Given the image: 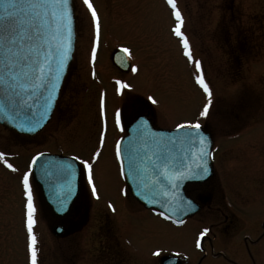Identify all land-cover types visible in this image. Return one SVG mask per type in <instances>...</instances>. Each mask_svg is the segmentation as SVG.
<instances>
[{
  "label": "rangeland",
  "instance_id": "rangeland-1",
  "mask_svg": "<svg viewBox=\"0 0 264 264\" xmlns=\"http://www.w3.org/2000/svg\"><path fill=\"white\" fill-rule=\"evenodd\" d=\"M72 1L76 18L72 65L51 121L42 132L17 138V143L0 126V152L17 169L11 172L0 163V264H28L20 179L28 171L32 157L43 151H59L90 160L98 150L100 154L92 166L98 198L92 196L85 179L92 196L87 198L90 217L87 222H81L83 227L78 232L55 239L46 225L49 216L36 203L29 176L34 196L37 264H52L53 256L63 253L61 247L66 241L72 246L87 237L89 245L91 213L96 206L108 214L119 213V220L115 221L131 231L126 235L127 245L131 250L143 246L146 255L173 253L186 256L188 261L195 260L200 255L195 246L197 232L207 228V236L215 235L219 239L217 229L210 226L212 221L205 213L173 227L148 211L134 212L136 206L126 193L112 152L113 142L123 135L112 115L120 108L121 123L124 122L129 117L128 103L149 106L154 125L160 128L198 121L211 136L217 196L223 192L225 196H233L235 202L240 193L244 196L255 193L258 199L248 213H243V218L253 214L261 217L264 214V0H177L192 55L201 61L202 73L213 94L209 112L202 118L199 111L205 98L194 83V66L187 63L170 32L174 22L164 0H91L99 20L94 62L91 61L94 39L91 16L82 0ZM121 47L129 49L130 69L124 73H119L109 60L111 52ZM133 66L136 72L132 71ZM117 80L130 86L121 89L119 95ZM101 93L106 127L100 120ZM148 96H153L157 103L149 102ZM86 186L84 190L88 194ZM109 203L115 211L108 208ZM240 207L243 212L247 210L245 202ZM252 221H247V226ZM121 230L118 228L117 232ZM67 254L75 256L72 247ZM80 255L78 252L77 256ZM46 257L50 258L46 260Z\"/></svg>",
  "mask_w": 264,
  "mask_h": 264
},
{
  "label": "snow or ice",
  "instance_id": "snow-or-ice-1",
  "mask_svg": "<svg viewBox=\"0 0 264 264\" xmlns=\"http://www.w3.org/2000/svg\"><path fill=\"white\" fill-rule=\"evenodd\" d=\"M165 4L170 9V17L173 20V25L170 28L171 34L177 39L178 45L183 57L187 63L194 66L195 75L193 77L195 85L203 92L205 102L199 111V117L207 116L209 108L212 104V91L202 73L201 61L194 59L189 39L184 32V16L178 8L177 0H164ZM83 5L87 8L91 16V24L94 32V39L91 48V61L96 58V43L99 38V20L96 9L91 0H82ZM73 16L69 6V0H0V95L3 99L0 100V112H3L9 120H15V116L9 115V110L15 109L18 114L25 109H32L34 104L40 100L43 101L42 111L37 114L32 113V118L20 124L26 131H34L41 125V121L48 119V114L53 108L56 100L57 89L60 86V81L64 73L65 64L69 58L70 38L72 31ZM122 52L129 54L128 48H122ZM132 71L136 72L137 68L132 67ZM116 93L120 94L121 89L129 88L128 84L116 81ZM148 101L156 104L157 100L153 96L147 97ZM123 113L117 109L114 114L115 126L117 129L121 127ZM100 120L103 127H106L104 94L100 97ZM24 124L28 126L23 127ZM201 125L197 122H184L176 125L177 131L188 129L182 137H176L170 140L169 143H182L185 140L191 139L199 132ZM104 131H101L100 142L103 143ZM203 145V139L200 140ZM166 152V149H165ZM97 150L90 160L80 159L76 156L71 157L72 161H78L83 165V173L87 179L88 187L91 189L92 196L98 198L97 189L93 180L92 166L93 162L99 156ZM43 155V154H39ZM210 153L201 149V159H206ZM39 156L32 157L31 163L28 165V171L24 172L20 184L23 186V193L26 200L25 203V227L27 229V255L28 264H37L36 237L33 234V219L35 207L33 204V194L29 183V176L32 171V165L35 164ZM121 159L120 144L117 142L116 160ZM162 161L164 167L168 166V157L164 152L157 158ZM142 161L151 163L156 167V161H153L152 155L145 154L141 157ZM0 163L11 172H16L17 169L7 161L6 154L0 152ZM202 169L203 173H207L206 164L197 165ZM64 168L74 169L71 164L62 166ZM130 168H135V161L130 162ZM138 173L140 170H137ZM146 172V169H143ZM170 183L180 179H185L192 174V170L184 168L174 175H168L161 172ZM123 175V169H121ZM147 186V185H146ZM71 189L65 194L58 193L61 206L70 194ZM186 203V202H185ZM108 208L115 211L111 203ZM168 219L167 216L164 217ZM209 229H203L196 240L197 248L200 247V239L208 233ZM159 255V253H153Z\"/></svg>",
  "mask_w": 264,
  "mask_h": 264
},
{
  "label": "water",
  "instance_id": "water-1",
  "mask_svg": "<svg viewBox=\"0 0 264 264\" xmlns=\"http://www.w3.org/2000/svg\"><path fill=\"white\" fill-rule=\"evenodd\" d=\"M70 10L73 16L72 31L70 38V51L69 58L65 64L63 76L60 81V86L57 89L56 99L66 75L68 67L71 62L72 52L74 49L75 40V17L74 6L71 0H69ZM111 62L120 71H126L128 69V61L122 52H113L111 55ZM3 96L0 95V100ZM56 100L54 101L53 108ZM43 101L40 100L34 104L32 109H25L18 114L13 108L9 111V115L15 116V120H9L5 117L3 112H0V125H3L9 130L15 131L18 134L33 135L40 131L44 125L48 122L52 110L48 114V119L41 121V125L34 131H26L17 125L32 118V113L39 114L42 111ZM142 120L135 122L127 128L128 137H124L120 141L121 152V167L123 169V176L125 183L129 187L130 193L133 197L142 204L145 208H152L162 211L173 219H180L183 216L192 214L196 207L192 206V202L188 200L183 193V187L187 183H199L205 181L212 175L211 168V138L208 133H204L200 127L196 136L191 139L185 140L182 143H169L170 140H174L176 137H182L184 132H188V129L174 130H155L152 128L149 120ZM28 125L24 124L26 128ZM136 129V130H135ZM138 132V140L133 144L134 133ZM203 139L204 143L201 145L200 140ZM205 149L210 153V156L206 159H201V149ZM166 149V152H165ZM164 152L168 157V166L164 167L162 161H158L160 154ZM145 154L152 155L153 161H156V167L154 168L151 163L142 161L141 157ZM39 156L37 162L32 165V175L34 182L38 185L41 195L50 207L54 215L60 217L67 213L70 203L75 199L79 191V176L80 169L76 161H72L71 158L61 157L57 155H36ZM135 161V168H130V162ZM71 164L74 169L64 168L62 166ZM206 164L207 173H203L201 168L197 165ZM184 168L192 170V174L185 179H180L170 183L168 179L161 175V172L168 175H174L179 171H183ZM146 169V172L143 171ZM137 170H140L139 173ZM147 185V186H146ZM71 189L67 200L64 205L61 206L59 199L63 198V195L58 197V193L65 194L68 189ZM186 202V203H185ZM55 236L62 235V229L59 226H54L51 229ZM175 260L170 257H162L160 259L161 264H174Z\"/></svg>",
  "mask_w": 264,
  "mask_h": 264
},
{
  "label": "flooded vegetation",
  "instance_id": "flooded-vegetation-1",
  "mask_svg": "<svg viewBox=\"0 0 264 264\" xmlns=\"http://www.w3.org/2000/svg\"><path fill=\"white\" fill-rule=\"evenodd\" d=\"M127 105L126 114L129 117H125L126 125L146 111L144 104H141L143 107L135 106L133 103ZM216 184L213 176L204 183H190L184 187V193L199 206V210L193 216L185 218L180 226L184 225L187 220H195L197 215L205 213V217L212 221L210 226H214L219 234V239L215 235L207 236L209 232L203 237L200 255L195 260L188 261L186 256L180 257L173 253L159 254L158 256L146 255V249L142 250L143 246L131 250L126 242V235L131 231L126 230V227L124 228L115 221L119 220L120 214H108L104 209L96 206L91 213L92 238L90 244L88 245L87 237L81 243L78 241L72 246L66 241L64 247H61L63 253L61 252V255L57 257L53 256L52 264H144L146 260H148V264L152 262L159 264L158 260L162 255L176 257L179 260L177 264H264V214L261 217L253 214L243 218V213L249 212L248 209L255 200L257 201L258 195L252 193L244 196L240 193L238 201L234 202L233 196L230 198L223 192L220 197L217 196L218 185ZM127 194L136 206L134 212L143 210L150 212L156 218L159 217L158 212L144 209L130 197L129 193ZM89 197L83 187L71 204L69 213L60 219L61 226L65 231H71L76 227L81 229L83 227L81 222L88 221L90 216H88L87 198ZM243 202L246 203L247 210L245 212H243V207H240ZM123 217L126 222L125 211ZM254 218L257 219L250 220ZM247 221H252V224L247 226ZM200 223L203 224V222ZM242 223H245L246 227L241 225ZM118 228H123V230L119 233L117 232ZM71 247L72 252H75L74 257L67 254ZM78 252L81 253L80 256H77Z\"/></svg>",
  "mask_w": 264,
  "mask_h": 264
},
{
  "label": "bare ground",
  "instance_id": "bare-ground-1",
  "mask_svg": "<svg viewBox=\"0 0 264 264\" xmlns=\"http://www.w3.org/2000/svg\"><path fill=\"white\" fill-rule=\"evenodd\" d=\"M196 212H197V209L192 214H195Z\"/></svg>",
  "mask_w": 264,
  "mask_h": 264
}]
</instances>
